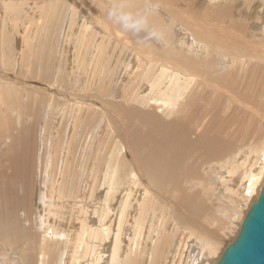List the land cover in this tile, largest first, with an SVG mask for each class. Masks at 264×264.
I'll list each match as a JSON object with an SVG mask.
<instances>
[{
	"label": "bare ground",
	"instance_id": "obj_1",
	"mask_svg": "<svg viewBox=\"0 0 264 264\" xmlns=\"http://www.w3.org/2000/svg\"><path fill=\"white\" fill-rule=\"evenodd\" d=\"M263 121L264 0H0V264H216Z\"/></svg>",
	"mask_w": 264,
	"mask_h": 264
},
{
	"label": "water",
	"instance_id": "obj_2",
	"mask_svg": "<svg viewBox=\"0 0 264 264\" xmlns=\"http://www.w3.org/2000/svg\"><path fill=\"white\" fill-rule=\"evenodd\" d=\"M241 225L216 264H264V184Z\"/></svg>",
	"mask_w": 264,
	"mask_h": 264
},
{
	"label": "clouds",
	"instance_id": "obj_3",
	"mask_svg": "<svg viewBox=\"0 0 264 264\" xmlns=\"http://www.w3.org/2000/svg\"><path fill=\"white\" fill-rule=\"evenodd\" d=\"M102 11L105 13L106 18L113 24L118 25L123 31L132 30L134 32H140L147 28L146 23L143 20L134 19L131 15L120 10L119 7L113 5H104ZM155 11L154 8L148 7L144 11L145 18ZM150 39H160L163 35L161 29L156 28L155 30L149 31ZM137 43H143V41H137Z\"/></svg>",
	"mask_w": 264,
	"mask_h": 264
},
{
	"label": "rangeland",
	"instance_id": "obj_4",
	"mask_svg": "<svg viewBox=\"0 0 264 264\" xmlns=\"http://www.w3.org/2000/svg\"><path fill=\"white\" fill-rule=\"evenodd\" d=\"M15 42L17 43V45H16V43H15V46H16L15 48L17 49V48H19V46H20V39H17ZM69 47L71 48V46H69ZM13 73H14V75H15V77H16V74H15V72H13V71L9 72L8 76L13 77V76H14ZM11 74H12V75H11ZM19 75H20V76H18V74H17L18 77L15 78V79H16L15 81H19V80L21 81V82L19 81L21 84H19V87L17 86V88H20V86H23L22 88H24V87H25L24 85H25L26 81H27L26 84H27V86H28V83L31 82L30 79H32V80L34 79L33 75H30V76L33 77V78H31L30 76H28L30 79H27V80L23 79V77H24V78L26 77L25 74L21 73V74H19ZM21 75H23V77H22ZM6 77H7V76H6ZM28 77H27V78H28ZM20 78H21V79H20ZM28 80H30V81H28ZM23 81H24L25 83H24ZM33 82L36 83L37 85L34 84ZM33 82H31V83H32V85H31L32 87H34L36 90H37V89H38V90L42 89V90H41L42 92H39V91L37 90V92L39 93V94L36 93V94H38V95L35 94L36 97H38L37 99H39V98H43V97H41L40 95L43 96V94H44V96H45V93H43V90H44L43 88L45 87V86L43 85L44 82H42V80H38V79H37V81H33ZM38 82H39V83H38ZM23 84H24V85H23ZM33 85H34V86H33ZM35 85H36V87H35ZM31 86H29V87H27V88L29 89ZM37 86H38V87H37ZM14 88H16V86H15ZM22 88H20V89H22ZM42 93H43V94H42ZM31 94H32V92H31ZM35 95H34V96H35ZM46 96H47V95H46ZM19 99H20V98H19ZM33 99H34V98H33ZM60 103L63 104L64 101L61 100ZM262 109H263L262 107L259 108V116H260V115L262 116V113H263V111H261ZM260 111L262 112L261 114H260ZM259 116H258V117H259ZM259 118H260V120L262 119L261 117H259ZM253 124H254V123H253ZM262 124L264 125V121H263ZM255 125H256V123H255ZM247 126H248L249 128H252L253 130H254V128H255V126H251V124H248ZM250 126H251V127H250ZM248 127H246V128L248 129ZM256 127H257V125H256ZM252 129H251V130L248 129V131H252ZM255 129H256V128H255ZM258 134H259V133H258ZM261 136H262V135H255V134H254V136H251V137L247 138L245 142H246L247 145H250V144H252V145H254V146H255V145H258V144L261 142V139H260ZM12 181H13V180H12ZM11 184H12V186L15 187V188H16V186H18L17 188H18L19 190L22 188V187H20V186H21V183H19V182L16 184V186H15V182H13V183L11 182ZM11 184H10V185H11ZM13 184H14V185H13ZM19 184H20V185H19ZM206 209H207V207H206ZM201 214H202V213H201ZM223 236H224V235H223ZM225 238H226V235H225L224 238L221 239V245H222L223 243H224V245H226L227 242H231V241L234 240V239H232V238H231V239H232V240H231L230 238L227 237L226 240H228V239H229V240L226 241V240H224ZM230 240H231V241H230ZM222 241H223V243H222ZM225 243H226V244H225ZM228 245H229V243H228ZM228 245H226L225 247H228ZM223 247H224V246H223ZM225 249H226V248H225Z\"/></svg>",
	"mask_w": 264,
	"mask_h": 264
}]
</instances>
